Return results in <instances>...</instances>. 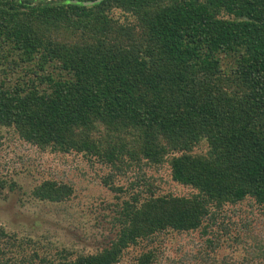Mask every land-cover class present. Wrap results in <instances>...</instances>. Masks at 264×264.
I'll return each instance as SVG.
<instances>
[{
    "label": "trees",
    "instance_id": "trees-1",
    "mask_svg": "<svg viewBox=\"0 0 264 264\" xmlns=\"http://www.w3.org/2000/svg\"><path fill=\"white\" fill-rule=\"evenodd\" d=\"M0 127L112 194L92 251L0 228V264H264V0H0Z\"/></svg>",
    "mask_w": 264,
    "mask_h": 264
},
{
    "label": "rangeland",
    "instance_id": "rangeland-1",
    "mask_svg": "<svg viewBox=\"0 0 264 264\" xmlns=\"http://www.w3.org/2000/svg\"><path fill=\"white\" fill-rule=\"evenodd\" d=\"M0 135V178L15 184L14 189L5 188L0 195V228L41 244L92 251L90 244L95 240L91 236L100 229L96 221L101 220L102 205L112 200V194L98 180L99 169L39 151L3 127ZM160 174L168 179L166 172ZM48 177L74 184L76 193L71 202L54 205L31 197L34 186ZM169 187L173 192H184L172 183L165 188Z\"/></svg>",
    "mask_w": 264,
    "mask_h": 264
},
{
    "label": "water",
    "instance_id": "water-1",
    "mask_svg": "<svg viewBox=\"0 0 264 264\" xmlns=\"http://www.w3.org/2000/svg\"><path fill=\"white\" fill-rule=\"evenodd\" d=\"M96 2H97V1H96ZM93 3H95V2H92V3H86V5H87V4L91 5V4H93Z\"/></svg>",
    "mask_w": 264,
    "mask_h": 264
}]
</instances>
